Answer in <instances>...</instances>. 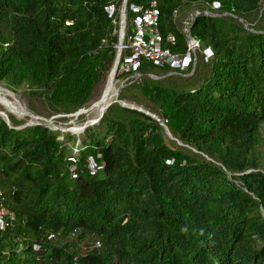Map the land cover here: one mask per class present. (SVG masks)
Returning <instances> with one entry per match:
<instances>
[{
	"label": "trees",
	"instance_id": "trees-1",
	"mask_svg": "<svg viewBox=\"0 0 264 264\" xmlns=\"http://www.w3.org/2000/svg\"><path fill=\"white\" fill-rule=\"evenodd\" d=\"M151 1L127 0L128 30L138 15L132 7ZM155 1L175 52L186 50L175 10L202 2L234 15L195 16L190 34L209 56L187 85L161 83L172 75L163 67L160 80L145 75L157 66L144 61L142 76L121 88V96L137 90L151 103L172 139L150 115L116 102L77 136L0 116L2 205L12 214L0 228V264H264L256 152L264 25L252 24L264 0ZM122 3L0 0V82L25 85L60 111L86 107L114 66ZM75 232L93 243L61 244Z\"/></svg>",
	"mask_w": 264,
	"mask_h": 264
},
{
	"label": "rangeland",
	"instance_id": "rangeland-1",
	"mask_svg": "<svg viewBox=\"0 0 264 264\" xmlns=\"http://www.w3.org/2000/svg\"><path fill=\"white\" fill-rule=\"evenodd\" d=\"M192 10H198V11H206L207 10V11H211L213 13L222 14V16H228L229 15V16L234 17L233 14H231L228 11H224L220 7H216V5L213 6V5H209V4L202 3V2L193 3V4L186 6L185 8H183L181 10H177L176 14L173 13L172 20L175 24V27L177 30L181 31L182 33H183V25L181 24V21L184 18V16L189 11H192ZM214 15H216V14H214ZM218 17H220V16H218ZM238 21L243 24L244 28L249 29V30H253L252 26L249 25L248 23L244 22L241 19H238ZM256 23L258 25H262V24L264 25V4L263 3L260 5V9L258 10V12L252 18V24L255 25ZM126 25H127V23H126V17H125V25H124L125 28H126ZM118 35H119V33H118ZM184 39H185V37H184ZM121 53H122V49L120 50V56H121ZM208 56H209V53H208L207 49L200 44V49H199V51H197L196 67L198 68V66L203 62V60L207 59ZM119 63H120V58H119ZM118 66H119V64H118ZM163 68H164V70H170V72H174V73H172V75L170 77H168V78L165 77L166 79L161 81V83L170 85L172 88L178 89L182 85H187L188 81L191 80L192 75H189L191 68H189L188 70L182 71V73H186L184 75H179L178 72H181L179 70H175V69H172L170 67H163ZM158 69H160V68L157 67L156 69H154L153 70L154 73H151V74H153V76H152L153 78L160 80L164 77L163 75H160L161 73L164 72V70L162 69L159 71ZM117 70L118 71L116 72L115 87L118 91L119 89L121 90V88L126 87L129 82L133 81L136 77V74L123 75V76H120L118 78L117 74H119V72H120L118 67H117ZM104 81L105 80H103L98 85V87L96 88V90L94 92V96H93L92 100L89 102V104L86 107H82V108H80L76 111H73V112H64V111L58 110L57 108L51 106V104L48 103L44 98H41L40 96L36 95L32 91H29L25 85H21V86L16 87V88H11V87L7 86L5 82H0V88L4 89L8 93H11L12 97H15V99H17L28 110V112L31 113V115L33 114L32 117H35V119H33L29 116H26L25 113H23L19 109L18 105L16 104V102L11 97L6 98L3 96H0V116L1 117L5 116L8 119L9 124L18 123L19 124L18 127L29 126V125H33L35 122H41L44 125H47L51 128L59 129L61 131L71 132L77 136L79 134L78 132H80L79 130L83 126L84 127L86 125L92 126V125L97 123V122H94L95 121L94 119L97 120L98 116L101 113L98 115V113H96L94 111H90L88 113L83 112V111L85 109H88L92 105V103L94 101H96L98 98H99L98 100L101 99V97L104 93L105 87H106L103 85ZM107 83H108V81H107ZM103 86H104V88H103ZM102 89H103V91H102ZM101 91H102V93H101ZM100 94H101V96H100ZM115 100H121V101L130 103L136 107H140L143 109L146 108L145 110H147L149 112L151 111L152 114H155V115L159 114L160 115V113L157 111V109L154 106H152L151 103L147 102L140 95V93L137 90H130L124 96H121V92H120L116 96V98L111 100V102H113ZM110 103L108 104V106L110 105ZM116 103H118V102H116ZM118 104L121 105L120 103H118ZM107 108H105V111ZM79 110H81V112L77 114V112ZM104 112H102V113H104ZM37 117H41L43 119L37 118ZM166 134H167V137L169 139H172L171 135H168L167 132H166ZM168 143L170 146H174V144L171 143L170 141H168ZM256 152H257V158L259 160V164L262 166L261 169L263 170V168H264V124H262L261 128H260L259 137L257 139ZM87 242H89L88 245H90L93 243V240L92 239L87 240V238H81V237H79L78 233L75 232V233H72V234L66 236L65 238H63V241H61V244L69 243V244H71L72 247H76V246H83L84 247Z\"/></svg>",
	"mask_w": 264,
	"mask_h": 264
},
{
	"label": "built area",
	"instance_id": "built-area-1",
	"mask_svg": "<svg viewBox=\"0 0 264 264\" xmlns=\"http://www.w3.org/2000/svg\"><path fill=\"white\" fill-rule=\"evenodd\" d=\"M216 7L219 6L216 5ZM132 8L138 13V15L132 23V29L128 30V28H125L124 26V31L120 34V38L123 43L121 49L126 50V54L121 64L119 63V71L120 73L124 71H132V74H136L135 79L142 76V74L139 73L138 70L142 62L144 61L149 62L159 68L167 66L172 69L179 70L181 71L178 72L179 75L186 74L182 73V71L191 68L189 75H192L197 64V51H199L200 49L199 40L190 34V27L195 16L200 12H203L204 15L212 17L222 16V14L213 13L207 10L189 11L181 21L186 42V50L184 52H175L172 50L171 46H174L177 43L176 35L172 32H168L164 36L159 30L160 10L158 8L157 2L155 0H152L146 6H133ZM108 9L109 11L113 10V5H110ZM174 13L176 14L177 10H175ZM172 73L174 72H168L167 75ZM144 74L153 78V74L151 73ZM153 116L154 117H151L157 120L164 129V127L166 126V120L160 119L155 114H153ZM96 168L97 166L95 165L93 160H89L88 169L91 175L95 174ZM70 170L73 173V176H75L74 165L70 166ZM2 200L3 193L2 189L0 188L1 229H3L6 224L12 219V214L7 212L3 207Z\"/></svg>",
	"mask_w": 264,
	"mask_h": 264
},
{
	"label": "bare ground",
	"instance_id": "bare-ground-1",
	"mask_svg": "<svg viewBox=\"0 0 264 264\" xmlns=\"http://www.w3.org/2000/svg\"><path fill=\"white\" fill-rule=\"evenodd\" d=\"M124 25H125V22L122 23V32L124 31ZM117 64L118 63H117V60H116L115 63H114V66H113V68L111 70V73H110V75L108 77V80H107L108 83L106 82L107 85L105 84L106 87H105V90H104V93H103L101 99L98 100L97 102L93 103L88 109H85L83 112H87L88 113L90 111H94V112L98 113V115H99L100 113L105 111L106 106L111 102V100L116 98L117 89L115 87V78H116V72L118 71L117 70V67H118ZM0 96L6 97V98L11 97L16 102V104L18 105L19 109L23 113H25L26 116H29V117L35 119V117H32L33 114L31 115V113L28 112V110L17 99H15V97H12L11 93H8L4 89L0 88ZM4 118L6 119L5 116H4ZM94 120H93L94 122L97 121L96 119H94ZM83 128H84V126L79 131H81Z\"/></svg>",
	"mask_w": 264,
	"mask_h": 264
},
{
	"label": "water",
	"instance_id": "water-1",
	"mask_svg": "<svg viewBox=\"0 0 264 264\" xmlns=\"http://www.w3.org/2000/svg\"><path fill=\"white\" fill-rule=\"evenodd\" d=\"M126 3H127V0H123L122 7H121V10H120V21H119V30H118V31H119V42H118V45H117L116 57H115V60H114V61L117 60V63H118V64H119V58H120V50H121V48H122V46H123V43H122L121 38H120V34H121V32H122V23L125 22V17H126ZM198 14H203V15H204L203 12H200V13H198ZM198 14H197V15H198ZM118 64H117V66H118ZM119 93H120V89L117 91V95H118ZM113 102H118V103L121 104V106H124V107H129V108H133V109L140 110V111H142V112H144V113H146V114H148V115L154 117L153 114H151V113L148 112L147 110H144V109H142V108H140V107H135V106H133V105H131V104H128V103L126 104V102H124V101H121V100H115V101H113ZM113 102H111V103H113ZM111 103H110V104H111ZM107 107H108V105L106 106V108H107ZM80 112H81V110H79V111L77 112V114L80 113ZM102 115H103V114L101 113V114L98 116L96 122H98V121L100 120V118L102 117ZM2 118L6 121L7 124H9L7 118H6V119H5L4 117H2ZM34 124H43V123H41V122H35ZM22 127H24V126H22ZM85 127H87V125H86ZM85 127H84V128H85ZM15 128H18V127H15ZM84 128H83V129H84ZM164 130L168 133V135H170L167 126L164 127Z\"/></svg>",
	"mask_w": 264,
	"mask_h": 264
}]
</instances>
